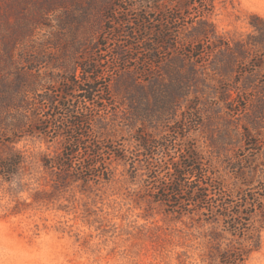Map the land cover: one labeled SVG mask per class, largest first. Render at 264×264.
<instances>
[{
    "label": "rangeland",
    "instance_id": "374dc122",
    "mask_svg": "<svg viewBox=\"0 0 264 264\" xmlns=\"http://www.w3.org/2000/svg\"><path fill=\"white\" fill-rule=\"evenodd\" d=\"M113 2L0 0V77L8 81L23 72L29 96L59 100L63 88L82 77L81 66L99 59L100 89L110 88L116 98L96 107L81 100L76 107L103 112L119 125L114 140L124 139L130 149L134 144L127 140L138 130L159 138L165 127L184 123L186 144L195 145L231 186L229 166L243 146L244 126L264 143V0H157L158 9L146 14L149 27L171 30L180 45L159 48L157 66L144 72L137 67L147 59L150 43L142 45L140 36L130 46L140 11L118 12L110 21ZM168 16L177 21L168 23ZM121 20L131 24L119 26ZM168 66L171 75L164 73ZM141 76L147 87L155 84L160 98L174 94V107L165 119L132 129L127 124L138 103L125 84H137ZM246 93L254 96L257 112L245 110ZM35 109L42 121H50L48 102ZM65 141L37 134L14 145L0 140V156L16 149L26 157L17 176L0 182V264H264V231L260 249L250 253L248 242L221 220L167 211L153 200L144 164L137 163L132 174L129 160L114 162L108 183L84 184L63 169H46L43 158L60 155ZM235 253L243 257L221 260Z\"/></svg>",
    "mask_w": 264,
    "mask_h": 264
},
{
    "label": "trees",
    "instance_id": "16d2710c",
    "mask_svg": "<svg viewBox=\"0 0 264 264\" xmlns=\"http://www.w3.org/2000/svg\"><path fill=\"white\" fill-rule=\"evenodd\" d=\"M157 3V0H114L108 12L110 21H113L115 13L128 15L130 12L140 11V19L133 23L137 27L134 30L137 35L131 37L132 32L123 33L136 40V43L130 44L131 47L137 46L141 41L140 36L144 42L142 45L150 43L149 49L145 46L148 51L147 59L139 64L140 68L137 67L142 72L157 66L155 57L157 52L160 54L159 48L175 49L180 45L178 36L170 34L171 30L162 27L153 32L149 27L146 14L158 9ZM177 18L168 16V23L177 21ZM118 24L128 26L131 22L121 20ZM109 29L117 37L120 36V31ZM119 55H123V52ZM99 66V59L82 65V77L74 78L66 85L59 100L49 94L29 96L31 90L28 78L23 72L16 71L8 81L0 77V140L7 145H14L24 137L36 134L49 138L64 136L66 141L61 154L53 158H43L42 165L46 169L57 168L70 172L73 181L84 184L91 181L110 182L114 173L111 167L116 161L129 160L132 174L137 173V163L144 164L148 170V183L154 189L153 200L162 204L167 211L180 215L201 212L208 221L213 218L221 220L227 231L248 242V252L259 250L264 231V143L252 135L247 125L244 126L243 146L229 166V172L233 175L231 186H226L219 171L213 167L211 161L201 155L195 145L186 144L184 123L165 127V134L159 138L138 130L136 135L127 140L134 144L133 149H130L124 139L121 142L114 140L116 133L113 138L112 132H119L116 128L119 125L111 124L110 118L102 115L103 112L75 106L84 100L85 103L92 102L96 107L97 103L107 104L116 98L110 88H105L106 93L100 89L99 81L103 74L98 71ZM164 73L172 74L169 66ZM139 80L137 84L132 83V80L125 84V88L130 91V97L138 103V106L132 107L134 117L127 124L132 129L139 122L145 126L146 121L165 119L174 107V94L160 98L155 84L147 87L141 83L145 81L142 76ZM177 91L180 92L179 89ZM150 96L154 98L153 103ZM245 96L246 98L241 97L246 101L245 110L257 112L259 108L253 105L254 96L249 93ZM43 102H48L49 109L53 111L50 121H42L36 113L35 108ZM254 123L252 121L253 127L258 125V122ZM92 137L94 140H89ZM180 138L184 139L182 143H179ZM25 164V155L16 149H11L6 156H0V182H10ZM242 257L243 254L235 253L230 257L222 255L221 260L232 263Z\"/></svg>",
    "mask_w": 264,
    "mask_h": 264
}]
</instances>
